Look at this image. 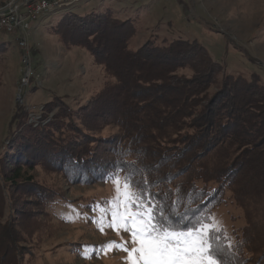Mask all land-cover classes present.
I'll list each match as a JSON object with an SVG mask.
<instances>
[{
	"label": "trees",
	"instance_id": "16d2710c",
	"mask_svg": "<svg viewBox=\"0 0 264 264\" xmlns=\"http://www.w3.org/2000/svg\"><path fill=\"white\" fill-rule=\"evenodd\" d=\"M132 26L109 8L59 19L56 31L89 49L114 83L76 111L51 100L47 112L56 113L35 127L22 121L25 107H16L0 150V264H22L24 256L17 223L23 212L10 191H25L42 206L52 195L22 174L35 164L74 180L109 179L120 164L119 174L133 173L140 190L159 194L156 203L173 220L183 217L181 225L210 215L228 193L245 226L236 233L241 241L225 247V259L264 256V86L256 74H226L209 94L221 65L204 46L177 39L159 47L150 40L134 52ZM185 67L190 77L180 74ZM108 126L115 132L102 137Z\"/></svg>",
	"mask_w": 264,
	"mask_h": 264
},
{
	"label": "rangeland",
	"instance_id": "374dc122",
	"mask_svg": "<svg viewBox=\"0 0 264 264\" xmlns=\"http://www.w3.org/2000/svg\"><path fill=\"white\" fill-rule=\"evenodd\" d=\"M78 1L60 0L58 6L30 24L26 57L15 35L0 33V43H10L0 45V150L17 106L26 109L22 121L35 127L48 123L56 113L55 109L53 113L47 112L49 107L45 104L51 100L59 99L76 111L88 107L114 83L89 49L74 45L56 31L59 19L68 12L82 14L109 8L116 17L129 19L134 33L128 47L134 52L150 40L159 47L177 39L198 42L221 65L209 94L219 88L226 74L242 78L256 74L264 86V0ZM6 2L0 0V8ZM180 74L190 77L192 72L185 67ZM33 85L37 89L32 91ZM114 132L113 127H105L102 137ZM22 174L52 194L42 206L32 202V196L25 191L11 188L12 198L23 212L17 219L22 234V264H127L125 252L106 251L110 241H129L127 233L118 235L108 227L116 195L112 177L74 180L68 173L52 171L41 164L24 167ZM223 200L210 216L222 226L224 240L231 249L241 241L236 233L245 222L241 209L228 193ZM262 255V251L253 256L243 252L242 257L229 260L223 255L222 264L239 260L242 264H260L264 262Z\"/></svg>",
	"mask_w": 264,
	"mask_h": 264
},
{
	"label": "snow or ice",
	"instance_id": "6c2138e0",
	"mask_svg": "<svg viewBox=\"0 0 264 264\" xmlns=\"http://www.w3.org/2000/svg\"><path fill=\"white\" fill-rule=\"evenodd\" d=\"M121 167L117 164L112 173L116 195L108 227L118 235L127 233L130 246L121 238L110 241L106 251L125 252L127 264H222L225 247L231 245H221L223 229L215 217L202 215L181 225L183 217L173 220L156 203L159 194L154 197L134 185L133 173L121 177Z\"/></svg>",
	"mask_w": 264,
	"mask_h": 264
},
{
	"label": "built area",
	"instance_id": "2783aa9c",
	"mask_svg": "<svg viewBox=\"0 0 264 264\" xmlns=\"http://www.w3.org/2000/svg\"><path fill=\"white\" fill-rule=\"evenodd\" d=\"M46 4H60V0H39V4H32L31 0H8L0 8V33L13 34L19 42V46L26 52L27 56V24L32 21L34 14L43 13ZM24 57V63H27ZM28 64V63H27ZM27 77L30 71H27Z\"/></svg>",
	"mask_w": 264,
	"mask_h": 264
},
{
	"label": "bare ground",
	"instance_id": "6f19581e",
	"mask_svg": "<svg viewBox=\"0 0 264 264\" xmlns=\"http://www.w3.org/2000/svg\"><path fill=\"white\" fill-rule=\"evenodd\" d=\"M79 1H81V0H79ZM79 1H78V2H79ZM75 2H76V1H75ZM31 3H32V4H39V0H31ZM64 3H65V2H64ZM56 6H58V4H55V5H53V4H46V5H44V6H43V13H41V14H34L32 21H30V22L27 24V31L29 30V28H30V24H31L32 22H34L35 20L38 19V17L43 16L47 11H49L50 9H52V8H54V7H56ZM26 85H27V84H26Z\"/></svg>",
	"mask_w": 264,
	"mask_h": 264
}]
</instances>
